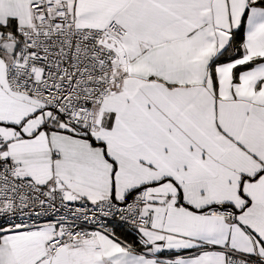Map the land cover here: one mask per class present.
<instances>
[{
    "label": "snow or ice",
    "instance_id": "6c2138e0",
    "mask_svg": "<svg viewBox=\"0 0 264 264\" xmlns=\"http://www.w3.org/2000/svg\"><path fill=\"white\" fill-rule=\"evenodd\" d=\"M0 264H264V0H0Z\"/></svg>",
    "mask_w": 264,
    "mask_h": 264
}]
</instances>
